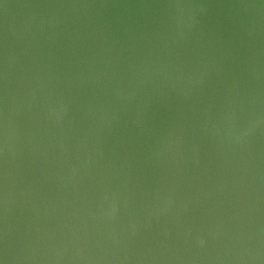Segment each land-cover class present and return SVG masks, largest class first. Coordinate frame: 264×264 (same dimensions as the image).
<instances>
[{
  "label": "water",
  "instance_id": "1",
  "mask_svg": "<svg viewBox=\"0 0 264 264\" xmlns=\"http://www.w3.org/2000/svg\"><path fill=\"white\" fill-rule=\"evenodd\" d=\"M0 264H264V0H0Z\"/></svg>",
  "mask_w": 264,
  "mask_h": 264
}]
</instances>
